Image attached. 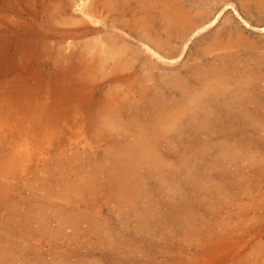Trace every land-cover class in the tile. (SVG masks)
Wrapping results in <instances>:
<instances>
[{
    "label": "rangeland",
    "instance_id": "obj_1",
    "mask_svg": "<svg viewBox=\"0 0 264 264\" xmlns=\"http://www.w3.org/2000/svg\"><path fill=\"white\" fill-rule=\"evenodd\" d=\"M89 1L0 0V264H264V0Z\"/></svg>",
    "mask_w": 264,
    "mask_h": 264
},
{
    "label": "bare ground",
    "instance_id": "obj_2",
    "mask_svg": "<svg viewBox=\"0 0 264 264\" xmlns=\"http://www.w3.org/2000/svg\"><path fill=\"white\" fill-rule=\"evenodd\" d=\"M4 1V0H3ZM23 1V0H22ZM152 1V0H151ZM177 1H179V3H180V0H162V3L160 4L161 5V7L162 8H160L159 10H160V16L161 15H163V18L166 20V21H168L170 24L171 23H174V22H176V16H177V7H178V4H177ZM190 1V0H189ZM217 1V0H216ZM225 1V0H224ZM239 1V0H238ZM252 1V0H251ZM89 0H86V1H84V0H82V3L80 4V6L79 7H81V5H82V7L80 8V12L82 13V15H83V19L85 20V18H86V21L88 22V24H97V23H99V22H102V21H100L99 19H97V18H95L94 16L95 15H93L92 13H91V11L90 10H88L87 9V5L89 4ZM96 2V1H95ZM218 2V1H217ZM241 2H242V0H241ZM248 2L249 1H247V4H248ZM5 3V2H4ZM17 3V2H16ZM101 3V2H100ZM158 3H159V1H158ZM187 3V2H186ZM201 3V2H200ZM215 3V2H214ZM93 4H94V2H93ZM116 4V3H115ZM151 4V3H150ZM202 4V3H201ZM233 4V2H231V5ZM242 4V3H241ZM122 5V4H121ZM126 5V4H125ZM182 5V4H181ZM230 5V4H229ZM91 6V5H90ZM187 6V5H186ZM254 6V5H253ZM123 7V6H122ZM152 7V6H151ZM182 7V6H181ZM202 7V6H201ZM226 7V6H225ZM233 7V6H232ZM12 8V7H11ZM179 8V7H178ZM224 8V7H223ZM129 9V8H128ZM179 9H181V8H179ZM226 9V8H225ZM236 9V8H235ZM23 10V9H22ZM202 10V9H201ZM204 10V9H203ZM202 10V11H203ZM94 11V10H93ZM122 11V10H121ZM146 11H148V10H146ZM176 11V12H175ZM179 11V10H178ZM181 11V10H180ZM25 12V11H24ZM31 12V11H30ZM155 12V11H154ZM45 13V12H44ZM143 13V12H142ZM157 14H159L158 12H156ZM180 13V12H179ZM179 13H178V15H179ZM202 14V13H201ZM206 14V13H205ZM210 14V13H209ZM28 15V14H27ZM100 15V14H99ZM181 15V14H180ZM239 15V14H238ZM44 16V15H43ZM159 16V15H158ZM184 16V15H183ZM182 16V17H183ZM202 16V15H201ZM200 16V17H201ZM184 17H186V16H184ZM210 17H211V14H210ZM216 17V16H215ZM147 18V17H146ZM145 18V19H146ZM157 18V17H156ZM177 18H178V16H177ZM205 18V17H204ZM212 18V17H211ZM239 18H240V16H239ZM244 18V17H243ZM243 18H242V20H243ZM43 19V18H42ZM151 19H153L154 20V18H151ZM205 19H207V18H205ZM219 19V17H216L214 20H212V21H209L208 23H205V24H203L200 28H198L197 27V29L196 30H194L195 32H194V35H196V34H198V33H200V32H203V31H205V30H207L208 28H210L211 26H213L214 24H216L215 22H217V20ZM147 20V19H146ZM161 20H162V18H161ZM182 20V19H181ZM196 20V19H195ZM207 20H209V19H207ZM241 20V21H242ZM148 21V20H147ZM183 22H184V19L182 20ZM192 21H193V19H192ZM197 21V20H196ZM156 22H157V20H156ZM243 22H246L245 20L243 21ZM242 22V23H243ZM196 23V22H195ZM218 23V22H217ZM184 24V23H183ZM191 24V23H190ZM190 24L188 25V26H190ZM197 24V23H196ZM195 24V25H196ZM199 24H202V23H199ZM36 25V24H35ZM240 25V24H239ZM41 26V25H40ZM39 26V27H40ZM155 26H156V28H157V25H156V23H155ZM166 26V25H165ZM168 26H170L169 24H168ZM174 26V25H173ZM178 26V25H177ZM183 26V25H182ZM192 27H193V25H191ZM251 26V25H250ZM172 27V26H171ZM179 28H180V26H178ZM184 27V26H183ZM187 27V26H186ZM247 27H248V25H247ZM135 28V27H134ZM163 28V27H162ZM165 28V27H164ZM169 28V27H168ZM168 28H167V30H168ZM179 28H178V32L180 31L179 30ZM185 28V27H184ZM184 28L182 29L183 31H184ZM249 28V27H248ZM40 29V28H39ZM93 29V28H92ZM145 29V28H144ZM147 29H150L149 27L147 28ZM176 29V28H175ZM194 29V28H193ZM46 30V29H45ZM97 31L98 29H94V31ZM166 30V31H167ZM263 30H264V27H263ZM262 30V31H263ZM42 31V30H41ZM48 31V30H47ZM80 31H83V30H80ZM162 31V30H161ZM165 31V30H164ZM171 31H173V28L171 29ZM261 31V32H262ZM50 32V31H49ZM58 32V31H57ZM63 33L61 34V35H63V36H61V38L63 37L64 39H66V40H70V39H74V37H76L77 36V33H78V30H75V29H73V30H68V31H62ZM86 32V31H85ZM84 32V33H85ZM89 32V31H88ZM148 32V31H147ZM182 32V31H181ZM190 32V31H189ZM47 33V32H46ZM54 33V32H53ZM90 33V32H89ZM142 33V32H141ZM144 33V32H143ZM160 33V32H159ZM174 33V32H173ZM175 33H176V31H175ZM183 33V32H182ZM49 34V33H48ZM51 34V33H50ZM184 34V33H183ZM185 34H187V32L185 33ZM45 35V34H44ZM178 35V34H177ZM51 36V35H50ZM57 36V35H56ZM122 36V35H121ZM140 36V35H139ZM144 37H145V35H143ZM148 36H150V35H148ZM170 36V35H169ZM178 36H180V35H178ZM178 36H176V37H178ZM190 36V35H189ZM54 37V36H53ZM59 37V36H58ZM140 37H142V36H140ZM147 37V36H146ZM145 37V38H146ZM172 37V36H171ZM182 37H183V35H182ZM184 37H186V35L184 36ZM56 38V37H55ZM180 38V37H179ZM192 38V37H191ZM190 38V39H191ZM141 39V38H140ZM151 39V38H150ZM187 39V41H188V38H186ZM159 40H160V38H159ZM147 41V40H146ZM150 41V40H149ZM158 41V40H157ZM161 41V40H160ZM163 41V40H162ZM168 41V40H167ZM186 41V43L185 44H187L188 42ZM190 41V40H189ZM171 42V41H170ZM149 43H152V42H149ZM154 43H155V39H154ZM160 42L158 41V43L157 44H159ZM163 43V42H162ZM184 43V42H183ZM192 43V42H191ZM161 44V43H160ZM159 44V45H160ZM140 45V44H139ZM143 45V44H142ZM141 45V46H142ZM151 45H153V44H151ZM159 45H157V47H159ZM162 45V44H161ZM154 46H156V44L154 45ZM143 47H145V50H147V52H152V54L154 55V56H158L157 55V53L156 52H154L150 47H148V46H146V44H144V46ZM186 47V46H185ZM166 48V47H165ZM184 48V47H183ZM183 50V49H182ZM170 51V50H169ZM180 54H183V53H180ZM179 54V55H180ZM181 56V55H180ZM160 57V56H159ZM158 57V58H159ZM169 57V56H168ZM161 59V58H160ZM165 59V58H164ZM76 69V68H75ZM216 70V69H215ZM225 71V70H224ZM216 74V73H215ZM72 79H74V78H72ZM251 79V78H250ZM183 80H184V78H183ZM183 80H181V81H183ZM216 80V79H215ZM253 80V79H252ZM147 81H150V80H147ZM248 81V80H247ZM184 83V82H183ZM193 83V82H192ZM209 83V82H208ZM217 83V82H216ZM182 84V83H181ZM188 84V83H187ZM219 84V83H218ZM169 85V84H168ZM213 85V84H212ZM60 86V85H59ZM173 87V86H172ZM171 87V88H172ZM218 87V86H217ZM176 88V87H175ZM146 89V88H145ZM218 89V88H217ZM221 89V88H220ZM219 89V90H220ZM175 90V89H174ZM208 92V91H207ZM221 93V92H220ZM259 93V92H258ZM251 94V93H250ZM221 95V94H220ZM260 95V94H259ZM262 96V95H261ZM200 97H201V95H200ZM232 97V96H231ZM250 97V96H249ZM90 101V100H89ZM260 101V100H259ZM208 103H209V101H208ZM203 104V103H202ZM219 104V103H218ZM57 105V104H56ZM224 105V104H223ZM208 106V105H207ZM215 106V105H214ZM76 107V106H75ZM57 109H59V108H57ZM213 109V108H212ZM260 109V108H259ZM57 112V111H56ZM244 112V111H243ZM61 113V112H60ZM188 113V112H187ZM264 113V112H263ZM66 114V113H65ZM173 114V113H172ZM179 114V113H178ZM61 116V115H60ZM158 116V115H157ZM156 116V117H157ZM175 116H176V114H175ZM99 117V116H98ZM169 117V116H168ZM177 117V116H176ZM166 118V117H165ZM170 118V117H169ZM172 118H174V117H172ZM58 119V118H57ZM60 119V118H59ZM167 119V118H166ZM60 121V120H59ZM101 122V121H100ZM99 122V123H100ZM165 122V121H164ZM207 122V119H204V123H206ZM98 123V124H99ZM105 123H107V122H105ZM109 124V123H108ZM207 124V123H206ZM217 124V123H216ZM232 125V124H231ZM107 126V125H106ZM165 128H167L166 126H165ZM157 129V128H156ZM161 129H157V131L155 132V130H153L152 132H151V136H152V138H151V140H155V138L157 139V137H159V135L161 134ZM155 135V136H154ZM143 147H145V148H143V152H147V148H146V146H143ZM134 150V149H133ZM142 152V153H143ZM130 153V152H129ZM131 156V155H130ZM149 157L150 158H152L151 156H150V154H149ZM132 158L134 159V157L132 156ZM132 159V160H133ZM137 160V159H136ZM136 160H133L134 162L136 161ZM139 161V160H138ZM139 163V162H138ZM119 165V164H118ZM136 165V164H135ZM125 183V182H124ZM136 184L137 183H135V182H132V184H129V185H127V183H126V185H125V187L123 186L122 188L124 189V193L122 194V197L123 198H127L129 195H135L136 194ZM127 186V187H126ZM78 211V210H77Z\"/></svg>",
    "mask_w": 264,
    "mask_h": 264
}]
</instances>
